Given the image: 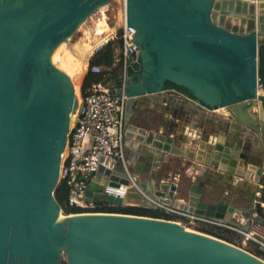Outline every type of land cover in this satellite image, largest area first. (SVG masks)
<instances>
[{"label": "water", "instance_id": "obj_1", "mask_svg": "<svg viewBox=\"0 0 264 264\" xmlns=\"http://www.w3.org/2000/svg\"><path fill=\"white\" fill-rule=\"evenodd\" d=\"M113 1L0 0V264H264L249 250L176 220L126 212H63L55 192L79 98L72 77L53 63L52 55ZM126 17L135 27L139 51L128 58L126 82L121 65L102 81L113 94L128 97L126 135L162 154L204 163L208 171L216 167L263 182L261 165L248 161L223 137L212 142L207 136L185 152L182 144L188 138L177 136L178 142L131 119L140 97L173 91L261 129L264 0H126ZM101 161L87 189L95 201L153 209L155 200L236 225L235 211L249 217L256 212L244 229L253 220L264 223L255 199L238 209L216 202L202 190L203 181L192 180L183 190L179 181L137 177L150 199L134 187L123 197L116 195L104 186L127 184L129 176L120 161L105 156ZM250 242L264 252L260 242Z\"/></svg>", "mask_w": 264, "mask_h": 264}, {"label": "built area", "instance_id": "obj_2", "mask_svg": "<svg viewBox=\"0 0 264 264\" xmlns=\"http://www.w3.org/2000/svg\"><path fill=\"white\" fill-rule=\"evenodd\" d=\"M119 2L121 6L118 10V25L116 27L113 26L115 28L114 31L108 38L102 41L101 45L93 50L92 54L110 41L116 42L115 65L124 67L123 80L126 82L129 65L128 58L132 53H137L139 47L133 41L135 27L127 23L126 0H119ZM106 11L108 12V8ZM97 14L99 15L101 12L95 13L94 16ZM95 17L97 19L94 21V24L100 16ZM98 69L94 68V70ZM127 100L128 97L125 95V92L120 95H115L102 82L95 83L89 86L85 92H81L76 119L70 128L61 165V181H64L68 185L69 205L81 209L77 213L115 212L98 210L96 209L97 205L93 201H83L90 181L99 170L103 156L120 161L130 180L127 184L119 181L117 185L107 184L104 186V190L112 191L114 194L123 197L131 187H134L144 197L150 199L149 194L140 187L138 178L132 173L131 162L128 159L127 151L132 149L140 151L141 153L154 154L157 149L126 135L124 115ZM108 164L106 163V167H109ZM261 167V177L264 180V159ZM210 170L216 172L217 168L211 167ZM220 172H223V170H220ZM257 188L255 202L260 203L261 216L264 218V181L260 182ZM153 201L156 204V208L170 215L165 216L163 214L160 218L176 220L187 228H196L199 229L198 231L201 230V232L221 237L228 242H236L235 245L246 250L249 248L251 240L258 241L264 245V223L253 220L248 230L243 227L250 218H254L257 214L256 212L253 217L243 216L242 214L238 215V213V216L235 217V212L232 216L239 223V225H236L228 219L213 218L195 212L184 211L155 200ZM110 205L126 207L124 205ZM207 231L215 233L213 234ZM259 257L264 260V252Z\"/></svg>", "mask_w": 264, "mask_h": 264}, {"label": "crops", "instance_id": "obj_3", "mask_svg": "<svg viewBox=\"0 0 264 264\" xmlns=\"http://www.w3.org/2000/svg\"><path fill=\"white\" fill-rule=\"evenodd\" d=\"M171 95L172 92L140 97L134 107L131 120L140 121L152 129L157 128L175 139L177 136L188 138L190 142L182 144L185 152L190 145L197 146L198 142L205 140L207 136L212 142L219 139L218 137H223L225 144L229 141L231 145L247 154L248 161L262 164L264 159L263 123H260L261 129L255 130L250 127V124L243 125L229 117L226 110L209 111L184 94H173L174 98H171ZM255 111V109L252 110L253 119L256 118ZM176 140L179 142L180 139ZM162 152L156 150L154 154H146L129 149L127 155L131 162L132 173L136 177L147 181L153 180L156 183L179 181L183 190L189 188L192 180L197 183L203 181L202 190H206L211 199L235 205L236 208L240 205L250 206L254 201L258 184L246 180L243 176L224 171L220 173L208 171L204 163L169 152H166V156ZM92 194L93 192L87 190L83 201L96 203ZM235 212L233 213L235 217L240 215L237 211Z\"/></svg>", "mask_w": 264, "mask_h": 264}, {"label": "trees", "instance_id": "obj_4", "mask_svg": "<svg viewBox=\"0 0 264 264\" xmlns=\"http://www.w3.org/2000/svg\"><path fill=\"white\" fill-rule=\"evenodd\" d=\"M115 60H116V42L110 41L109 43L102 46L98 51H96L90 58L88 73L85 76V80L82 84L81 91L85 92V90L89 86L95 83L102 82L111 71H113L115 68L119 66V65H115ZM94 68H99V69L94 70ZM55 195L57 200L61 204L63 208V212L65 214L81 211V209L69 205L68 202L69 188L64 181H61L58 184ZM95 204L97 205L96 209L98 210L135 213V214L155 216V217H161L163 214L165 216H170L169 214H166L165 211L159 208L149 209V208H142L137 206H126V207L112 206L108 202L101 200L97 201ZM207 232L213 234L215 233L212 231H207ZM262 252L263 251L260 248H258V253H262Z\"/></svg>", "mask_w": 264, "mask_h": 264}, {"label": "bare ground", "instance_id": "obj_5", "mask_svg": "<svg viewBox=\"0 0 264 264\" xmlns=\"http://www.w3.org/2000/svg\"><path fill=\"white\" fill-rule=\"evenodd\" d=\"M123 1V0H122ZM108 5H103L99 8L98 12H101L98 21H96V26L94 24V31L90 29H85L81 40L73 44L72 46L68 45L67 40L60 43L57 48L54 50L52 55L53 63L60 69L67 72L70 76L74 77L73 81L75 83L76 94L78 82L81 81L83 71L85 70L87 64L85 62L86 57L93 52V50L101 45L102 41L109 37V35L114 31V27H111L107 20L106 10ZM97 13V12H96ZM80 27V26H79ZM82 27V25H81ZM83 28V27H82ZM81 28V29H82ZM79 29V28H78ZM59 65V66H58ZM80 83V82H79ZM77 85V86H76ZM79 98V97H78ZM76 119V112L71 116V127L74 124ZM190 229V228H187Z\"/></svg>", "mask_w": 264, "mask_h": 264}, {"label": "rangeland", "instance_id": "obj_6", "mask_svg": "<svg viewBox=\"0 0 264 264\" xmlns=\"http://www.w3.org/2000/svg\"><path fill=\"white\" fill-rule=\"evenodd\" d=\"M122 1V0H121ZM108 5V12L106 11V13H107V17H108V22H109V24H110V26L111 27H113V26H117L118 25V10H119V8H120V6H121V3L119 2V0H115V1H113L112 3H110V4H107ZM102 7V6H101ZM100 7V8H101ZM93 17H90L87 21H86V23H83V24H81L82 25V27H81V25H80V27H79V29H78V31L75 33V35L71 38V39H69L68 41H65V42H68L67 44L70 46H72L73 44H75L76 42H78L79 40H81V38H82V36H83V34H84V30L85 29H90V30H92V31H94V27L96 26V24H95V26H94V21L97 19L95 16H100V14L98 15H92ZM82 28V29H81ZM85 28V29H84ZM92 53H90L87 57H86V59H85V62H86V64H87V66H86V68H85V70L83 71V73L81 74V75H85L86 76V74L88 73V69H89V60H90V58L92 57V55L94 54H92ZM89 58V59H88ZM56 64V63H55ZM59 66V65H58ZM60 68H61V66H59ZM72 77V76H71ZM73 79H74V77H72ZM84 80H85V77H84ZM80 82V83H79ZM77 84H78V86H77V96L79 97V99H80V96H81V87H82V81H79ZM84 82V81H83ZM172 92V91H171ZM170 92V93H171ZM173 94H176V93H173L172 92V95ZM174 96V95H173ZM75 121V120H74ZM193 229H196V228H192V230ZM196 230H199V229H196ZM201 231V230H200ZM219 238H221V237H219ZM239 242V241H238ZM236 243V242H235ZM235 243H233V244H235ZM257 249V250H256ZM247 250H249L250 252H252V253H254V254H256L257 256H260V254L261 253H258V247H256L255 245H253V244H249V248L247 249Z\"/></svg>", "mask_w": 264, "mask_h": 264}, {"label": "flooded vegetation", "instance_id": "obj_7", "mask_svg": "<svg viewBox=\"0 0 264 264\" xmlns=\"http://www.w3.org/2000/svg\"><path fill=\"white\" fill-rule=\"evenodd\" d=\"M131 74H134V72H131Z\"/></svg>", "mask_w": 264, "mask_h": 264}]
</instances>
